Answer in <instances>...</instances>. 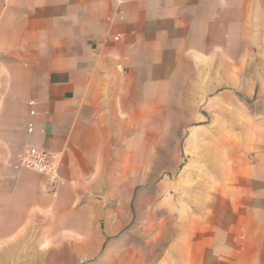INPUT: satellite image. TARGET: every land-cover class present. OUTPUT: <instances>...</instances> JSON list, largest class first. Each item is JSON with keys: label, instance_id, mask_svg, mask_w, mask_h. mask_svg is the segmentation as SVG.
<instances>
[{"label": "crops", "instance_id": "1", "mask_svg": "<svg viewBox=\"0 0 264 264\" xmlns=\"http://www.w3.org/2000/svg\"><path fill=\"white\" fill-rule=\"evenodd\" d=\"M217 75L240 76L230 90L256 96L264 124V0H0L2 115L22 144L59 156L60 178L52 189L0 146V235L11 249L27 234H99L102 221L107 234L120 229L140 183L136 164L116 175L121 156L153 138L169 106H185L184 92H215ZM260 143L240 200L226 194V210L210 212L222 225L170 264H264V135Z\"/></svg>", "mask_w": 264, "mask_h": 264}, {"label": "rangeland", "instance_id": "2", "mask_svg": "<svg viewBox=\"0 0 264 264\" xmlns=\"http://www.w3.org/2000/svg\"><path fill=\"white\" fill-rule=\"evenodd\" d=\"M239 77L217 75V90L210 96L204 90L184 92L185 106H169L167 117H156L153 138L137 139L130 161L121 156L116 175L129 170L131 176L136 164L140 183L127 204L129 218L115 233L104 232L102 221L95 225L99 234H27L14 250L15 240L0 235V264H170L184 245L208 238L209 229L224 222L210 212L226 210V194L240 200L241 186H247L242 179L264 135L257 97L230 90ZM18 130L0 108V146L9 144L19 160L28 145L21 143Z\"/></svg>", "mask_w": 264, "mask_h": 264}, {"label": "built area", "instance_id": "3", "mask_svg": "<svg viewBox=\"0 0 264 264\" xmlns=\"http://www.w3.org/2000/svg\"><path fill=\"white\" fill-rule=\"evenodd\" d=\"M117 1L122 4L128 0ZM29 104L32 106L34 102L30 101ZM30 112L34 114L35 110L31 109ZM27 129L28 132H33L34 125L29 123ZM19 165L48 176L49 187L56 190L60 182V178L58 176L59 156L57 154L34 145H28L19 156Z\"/></svg>", "mask_w": 264, "mask_h": 264}]
</instances>
